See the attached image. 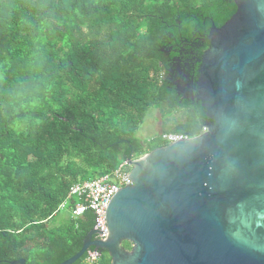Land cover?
I'll use <instances>...</instances> for the list:
<instances>
[{
    "label": "trees",
    "instance_id": "16d2710c",
    "mask_svg": "<svg viewBox=\"0 0 264 264\" xmlns=\"http://www.w3.org/2000/svg\"><path fill=\"white\" fill-rule=\"evenodd\" d=\"M236 11L232 0H0V264L75 256L94 217H73L74 185L167 146L164 135L202 134L206 112L180 102L162 50L200 59ZM152 109L162 132L143 141Z\"/></svg>",
    "mask_w": 264,
    "mask_h": 264
},
{
    "label": "water",
    "instance_id": "95a60500",
    "mask_svg": "<svg viewBox=\"0 0 264 264\" xmlns=\"http://www.w3.org/2000/svg\"><path fill=\"white\" fill-rule=\"evenodd\" d=\"M232 1L236 13L210 28L198 60L208 131L132 161L108 237L93 229L61 264L91 249L111 264H264V0Z\"/></svg>",
    "mask_w": 264,
    "mask_h": 264
},
{
    "label": "built area",
    "instance_id": "2783aa9c",
    "mask_svg": "<svg viewBox=\"0 0 264 264\" xmlns=\"http://www.w3.org/2000/svg\"><path fill=\"white\" fill-rule=\"evenodd\" d=\"M207 131V128L204 127L202 134ZM163 138L168 145L188 139L182 135L175 134L164 135ZM134 160L136 159L125 161L118 170L111 174H106L99 179L78 183L69 192V199L74 198L76 200L75 206L72 209L73 217L78 219L83 217L87 212H91L94 217L93 229L100 232L96 237L101 240H105L108 237L105 222L110 202L121 189L131 185V163ZM60 209H65V204L61 205ZM100 256V252L95 253L93 249L89 250L87 252V263L93 264L97 262Z\"/></svg>",
    "mask_w": 264,
    "mask_h": 264
},
{
    "label": "flooded vegetation",
    "instance_id": "af4514ba",
    "mask_svg": "<svg viewBox=\"0 0 264 264\" xmlns=\"http://www.w3.org/2000/svg\"><path fill=\"white\" fill-rule=\"evenodd\" d=\"M166 56L170 58V68L168 69L167 77L174 87L181 103H199L196 99V91L194 89L198 73L196 75V67L199 58H186L183 51L176 50L170 47L168 50H162Z\"/></svg>",
    "mask_w": 264,
    "mask_h": 264
},
{
    "label": "rangeland",
    "instance_id": "374dc122",
    "mask_svg": "<svg viewBox=\"0 0 264 264\" xmlns=\"http://www.w3.org/2000/svg\"><path fill=\"white\" fill-rule=\"evenodd\" d=\"M179 115H176L178 117ZM179 118V117H178ZM173 120L174 117H171ZM162 115L159 111H154L153 109L149 112V114L146 117L145 123L141 126V128L138 131V137L141 138L143 141H150L154 138H156L159 134L162 132ZM68 211L64 209L61 212V216L57 219V221H61L63 219V216ZM72 213V212H71Z\"/></svg>",
    "mask_w": 264,
    "mask_h": 264
}]
</instances>
